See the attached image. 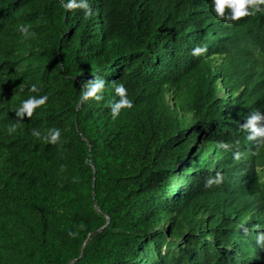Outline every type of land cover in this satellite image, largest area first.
Segmentation results:
<instances>
[{"label": "trees", "instance_id": "trees-1", "mask_svg": "<svg viewBox=\"0 0 264 264\" xmlns=\"http://www.w3.org/2000/svg\"><path fill=\"white\" fill-rule=\"evenodd\" d=\"M66 3L0 0V264H264V138L242 127L264 90L231 88L264 68V5L227 21L213 0ZM94 78L102 100L83 98ZM120 83L134 104L113 119Z\"/></svg>", "mask_w": 264, "mask_h": 264}, {"label": "clouds", "instance_id": "clouds-1", "mask_svg": "<svg viewBox=\"0 0 264 264\" xmlns=\"http://www.w3.org/2000/svg\"><path fill=\"white\" fill-rule=\"evenodd\" d=\"M260 5H264V0H213V10L218 17L223 18L227 21H238L240 18L250 15H255L257 11H261ZM67 9L80 8L84 10L86 17L94 15L93 9L90 7L89 0H67L65 5ZM230 9L228 14L225 10ZM31 24H20L19 31L25 38H32L36 35L35 32L31 31ZM207 51V47H196L193 50L194 55H201ZM246 72L239 70L236 76L235 86L231 87L232 90L238 93H243L250 96L259 95L264 90V68L259 64L245 65ZM247 82H254V90H246L238 88L237 84L242 85ZM261 83L260 86H258ZM85 91L83 98H95L96 100L103 99V89L105 87V80L102 78H94L87 82L85 85ZM30 91H39L36 84L31 85ZM115 92L120 97L119 100L111 103V111L113 119L120 115L122 109L132 108L133 100L128 96V90L123 83L115 86ZM223 96V93H220ZM49 97L47 94L42 96H30L28 99L22 101L21 105L15 110V116L19 119L16 123L8 126L7 131L9 134L16 132L20 123L23 121L25 116L31 117L33 111L41 106L45 105ZM264 100V93L261 97H257L256 101L252 104L251 109L256 108ZM255 112L249 116L242 127L249 131L248 139L255 140L257 137L264 138V111L254 110ZM33 134L37 137L41 136L39 130H33ZM50 143H57L61 140V129L53 128L50 129L48 135L44 137ZM264 144V140H261ZM223 181V175L219 172L214 177H208L205 181V187H211L213 184H220ZM71 235H76L72 233Z\"/></svg>", "mask_w": 264, "mask_h": 264}, {"label": "water", "instance_id": "water-1", "mask_svg": "<svg viewBox=\"0 0 264 264\" xmlns=\"http://www.w3.org/2000/svg\"><path fill=\"white\" fill-rule=\"evenodd\" d=\"M105 227H106V226H105ZM103 229H104V228H103ZM103 229H100V230H98V231H96V232L90 234V235L88 236L87 240L85 241L84 246L89 242V240L92 238V236H94L96 233L101 232ZM84 246H83V248H84ZM82 254H83V251L81 252V255H82ZM81 255H80V256H81ZM76 261H77V260H74V261L71 262L70 264L75 263Z\"/></svg>", "mask_w": 264, "mask_h": 264}, {"label": "bare ground", "instance_id": "bare-ground-1", "mask_svg": "<svg viewBox=\"0 0 264 264\" xmlns=\"http://www.w3.org/2000/svg\"><path fill=\"white\" fill-rule=\"evenodd\" d=\"M175 57V56H174ZM225 191V190H224Z\"/></svg>", "mask_w": 264, "mask_h": 264}]
</instances>
